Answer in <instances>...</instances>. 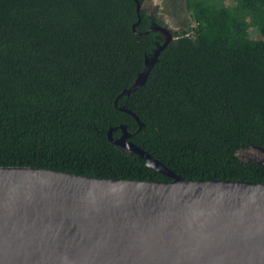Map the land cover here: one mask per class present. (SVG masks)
I'll list each match as a JSON object with an SVG mask.
<instances>
[{"label":"trees","instance_id":"1","mask_svg":"<svg viewBox=\"0 0 264 264\" xmlns=\"http://www.w3.org/2000/svg\"><path fill=\"white\" fill-rule=\"evenodd\" d=\"M184 1L189 23L117 99L163 43L146 32L161 19L136 0H0V166L171 179L108 139L125 124L185 179L264 182L238 155L264 149V0Z\"/></svg>","mask_w":264,"mask_h":264},{"label":"water","instance_id":"2","mask_svg":"<svg viewBox=\"0 0 264 264\" xmlns=\"http://www.w3.org/2000/svg\"><path fill=\"white\" fill-rule=\"evenodd\" d=\"M172 22L148 27L164 41L117 99L145 84L174 38ZM119 128L118 137L117 127L107 132L113 144L171 179L0 166V264H264V182L185 179L131 141L125 124ZM257 151L262 158L253 161L264 165V149Z\"/></svg>","mask_w":264,"mask_h":264},{"label":"rangeland","instance_id":"3","mask_svg":"<svg viewBox=\"0 0 264 264\" xmlns=\"http://www.w3.org/2000/svg\"><path fill=\"white\" fill-rule=\"evenodd\" d=\"M147 3V9L150 11H155L156 16L163 18L166 21L167 18H172L171 29L177 30L179 24L184 22V25L189 23V15L186 11V5L184 0H145ZM178 4L181 6L179 7ZM181 16V17H180ZM195 23L191 22L193 26ZM254 37H258L257 33L253 32ZM249 149H247L248 151ZM245 150L239 152L241 158L247 160H253L256 157L258 159L262 158L263 154H260L257 149H251L249 152H244Z\"/></svg>","mask_w":264,"mask_h":264},{"label":"flooded vegetation","instance_id":"4","mask_svg":"<svg viewBox=\"0 0 264 264\" xmlns=\"http://www.w3.org/2000/svg\"><path fill=\"white\" fill-rule=\"evenodd\" d=\"M141 8L146 9V11H147V13H148L149 16H153L154 15L156 18H159V19H161L164 22V19H163L164 17L163 18H160V17L156 16V12L155 11L152 12L149 9H147V3H145V0H142V2H141ZM153 23H155V22H153Z\"/></svg>","mask_w":264,"mask_h":264}]
</instances>
